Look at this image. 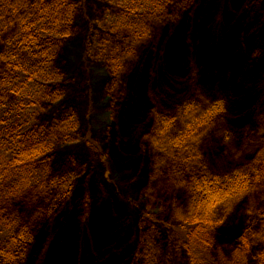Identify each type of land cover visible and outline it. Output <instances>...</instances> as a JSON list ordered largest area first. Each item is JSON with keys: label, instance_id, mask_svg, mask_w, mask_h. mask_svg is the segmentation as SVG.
Here are the masks:
<instances>
[{"label": "rangeland", "instance_id": "1", "mask_svg": "<svg viewBox=\"0 0 264 264\" xmlns=\"http://www.w3.org/2000/svg\"><path fill=\"white\" fill-rule=\"evenodd\" d=\"M75 1V30L60 49L61 88L47 92L49 97L40 114L48 127L65 119L62 129L57 130L49 163L52 175H72L76 183L70 198L55 207L47 199L32 195L14 208L35 231L31 252L23 264H65L67 257L69 264H143V254L148 257V251L161 256L159 264H168L162 257L170 258L172 253L171 264H189L180 245L188 239L207 243L204 236L212 234L216 248L212 251L206 245L207 251L217 259L221 253L231 254L245 230L258 221L259 211H264V180L232 210L219 213L216 221L200 216L189 222L184 217L199 211L198 206L190 209L188 205L193 193L189 178L158 171V155L149 146L151 137L146 130L151 129L156 110L174 116L176 107L186 101L208 109L217 102L222 112L202 143L206 170L226 175L249 170L264 160V36L254 41L259 30L253 27L252 38L246 41L244 35L238 41L241 26L234 28L232 39L249 50L238 66L229 62L231 50L225 42L227 6L237 12L242 0H187L183 10L174 11L172 21L157 33L151 53L158 57L167 29L189 30L178 49L181 64L177 65L172 55L166 60L159 58L152 69L150 66L152 78L162 79L167 74L174 91L154 84L146 86L151 99L144 110L148 112L147 123L145 128L141 124L136 129L134 125L140 124L136 119L129 123L132 129L124 126L110 91L115 81H111L110 54L119 47L120 28L128 24L127 5L133 1ZM263 3L256 2L248 18L251 20L243 26L246 32L256 19L258 27L264 28ZM243 11L238 17L245 16V20L249 12ZM187 13L194 19L193 25L184 24ZM140 62L126 69L123 104L127 94L132 96L128 87L141 82L143 75L136 72ZM71 125L74 127L69 130ZM137 169H143L144 177L135 178ZM210 228L214 229L209 234ZM144 243L148 245L143 247ZM257 252L254 249L253 255ZM151 257L155 262L156 256Z\"/></svg>", "mask_w": 264, "mask_h": 264}, {"label": "trees", "instance_id": "2", "mask_svg": "<svg viewBox=\"0 0 264 264\" xmlns=\"http://www.w3.org/2000/svg\"><path fill=\"white\" fill-rule=\"evenodd\" d=\"M132 1L127 5V11H130L128 24L125 29L120 28L119 47L110 54L113 55L110 61L113 72L111 81L115 80L110 91L113 94V105L117 109L120 107L119 117L121 121L124 120V126L132 129V124L129 123L136 119L135 122L140 123L134 125L133 128L136 129L141 124L145 128L147 123L148 112L144 110L151 104V99L145 87L154 84L155 87L174 91V85L168 82L167 74L162 79L152 78L150 66L152 65V69L157 66L156 62L159 63V58L166 60L172 55L176 58V64H181L182 54L178 53V49L185 41L184 35H189V30L179 29L173 32L167 29L160 41L162 44L160 43V51L157 52L158 57L153 56L151 52L155 51L153 49L157 33L168 21H172L171 16L175 10L184 9L187 0L184 4L179 3L181 0ZM256 2L260 3L261 0H242V4L237 6V12L227 6V22L223 24L227 41L222 40V44L225 45V41L231 50L229 62L232 66H238V61L241 62L249 53L245 49L247 47L240 43L238 45L232 39L234 28L241 26V32L240 29L237 30L241 33L238 41L244 35L246 41L252 38L250 30L254 28L259 30L253 36L254 41L264 36V28L258 27L259 19L251 23L248 32L243 29L245 23L251 20L248 18ZM218 11L221 13V9ZM242 11L249 12L245 20V16L238 17ZM77 13L75 0H0V264H23L27 254L31 252L35 238L34 228L14 208L32 195L47 199L55 207L61 201L68 200L74 190L76 181L73 176L52 175L49 160L54 151L57 130L62 129L61 124L65 119L60 118L56 125L48 127L42 122L40 112H43V104L49 97L47 92L61 88L63 73L59 65L60 49L74 33ZM186 17L187 22L184 24L193 25L191 15L187 13ZM148 52L149 58L145 59ZM164 54L166 55L163 56ZM136 62H140L137 75L143 76L140 83L128 87L132 96L127 94L128 98L123 104L125 84L122 83L125 72L130 64ZM211 72L213 73L212 70ZM160 80L162 84H159ZM184 103L176 107L178 111L174 116H166L158 110L154 112L153 125L150 130H146L148 137H151L149 146L158 155V167L156 164L155 166L159 172L168 174L171 171L175 178L184 175L189 178L193 193L190 194L188 205L190 209L198 206L199 211L195 215H191L190 211L184 219L191 222L204 216L216 221L219 213L232 210L243 198L258 190L264 180V160H259L249 170L234 171L226 175L207 171L202 143L218 121L222 109L218 110V105H215L217 102L209 106V109L202 105L196 106L194 101ZM73 127L71 125L69 130ZM166 163L168 164L164 166ZM134 175L135 178L139 175L142 177L143 169H137ZM258 217V221L245 230L231 254L221 253V259L207 251L206 245L212 251L216 248L213 234L204 236L207 243L204 240L193 243L188 239L180 248L185 252L189 264H264V211L260 210ZM213 229L208 230L209 234ZM157 242L162 246V241ZM147 245L148 243L145 246ZM256 248L258 252L253 255ZM146 250L144 248L143 253ZM190 250L194 255L190 254ZM148 252V257L143 254V261L147 264H159L161 256L156 252ZM63 254H67V251ZM151 256H156L153 263ZM172 256L165 257L166 259L162 257V262L166 260L171 264ZM64 263L69 264L68 257Z\"/></svg>", "mask_w": 264, "mask_h": 264}]
</instances>
